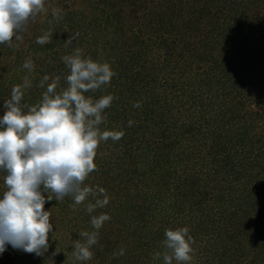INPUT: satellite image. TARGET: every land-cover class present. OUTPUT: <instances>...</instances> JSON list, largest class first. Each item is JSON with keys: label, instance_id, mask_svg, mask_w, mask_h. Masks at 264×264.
I'll return each instance as SVG.
<instances>
[{"label": "trees", "instance_id": "1", "mask_svg": "<svg viewBox=\"0 0 264 264\" xmlns=\"http://www.w3.org/2000/svg\"><path fill=\"white\" fill-rule=\"evenodd\" d=\"M45 9L18 47L0 45V117L25 76L22 105L41 100L44 75L66 87L62 57L76 47L108 62L111 83L86 95L115 97L100 128L124 135L100 143L85 186L106 190L109 204L91 215L110 220L92 259L76 261L73 240L95 231L94 199H53L48 252L6 245L0 264H163L154 256L178 227L194 240L190 264H264V0H45ZM45 31L49 42L36 43Z\"/></svg>", "mask_w": 264, "mask_h": 264}, {"label": "clouds", "instance_id": "2", "mask_svg": "<svg viewBox=\"0 0 264 264\" xmlns=\"http://www.w3.org/2000/svg\"><path fill=\"white\" fill-rule=\"evenodd\" d=\"M45 11V0H0V45L18 47L13 39L22 42L20 33L26 32L29 23ZM52 15L54 19L60 18L56 9ZM51 35L43 32L36 43H48ZM74 39L70 36L65 45L72 46ZM62 61L70 70L65 78L66 87L57 91L60 77L50 80L44 75L38 85L46 86L41 100L35 105H22L24 89L31 86L25 76L23 84L13 86L10 99L4 101L5 111L0 117V172L5 173L6 190L0 196V253L6 245L38 257L48 252L49 234L53 239L54 231L51 212L44 208L46 202L53 199L60 202L71 196L74 204L79 205L92 197L94 203L86 205L89 215L109 204L104 188L93 189L85 186V181L96 170L94 161L100 143L110 138L118 141L124 132L100 128L107 121L105 109L115 97L107 94L94 99L86 94L109 85L115 72L108 62L85 58L79 47L63 56ZM22 66L29 73L34 70L30 58ZM133 107L139 108L141 104L134 103ZM132 124L129 120L128 126ZM108 220L107 214L91 215L90 223L95 231H82L78 233L82 240H73L72 255L76 261L92 259L90 249L98 243V230ZM164 235V250L157 252L154 259L162 256L163 264L173 261L190 264L194 240L189 228L166 229ZM56 254L55 251L51 255ZM118 255L123 256L124 250Z\"/></svg>", "mask_w": 264, "mask_h": 264}]
</instances>
